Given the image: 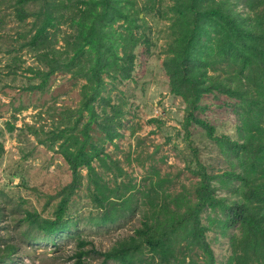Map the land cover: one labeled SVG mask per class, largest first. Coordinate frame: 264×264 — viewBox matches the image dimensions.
<instances>
[{
	"label": "trees",
	"instance_id": "obj_1",
	"mask_svg": "<svg viewBox=\"0 0 264 264\" xmlns=\"http://www.w3.org/2000/svg\"><path fill=\"white\" fill-rule=\"evenodd\" d=\"M162 1L144 0L139 9L133 8V2L124 4L122 0L14 1L13 15L19 24L33 18L31 35L26 38L24 34L23 46L37 51L39 61L48 69L37 89L56 71L66 72L72 67L77 68L75 75L84 71L89 80L88 95L83 97L78 110L81 114L85 111L88 118L79 130L82 139L74 133L68 134L73 149L59 148L71 173V181L63 188L64 193L51 218L25 211L23 221L30 230L48 237L55 234L71 236L69 232L75 228V222L66 221V209L78 187L81 170L85 169L88 177L95 178L98 170L114 168L111 179L117 182L122 178L124 172L117 163L110 167L106 163L109 154L101 142L107 139L114 144V140L123 137L119 129L123 126L126 103H113L104 88L103 75L112 80L113 86L129 79L134 51L139 45L143 47L142 54L154 56L155 45L142 31L144 18L138 16L153 11L155 18L168 22L163 30L161 67L168 78L170 93L185 102L184 129L190 124L199 126L223 153L244 151L242 173L229 170L219 177L223 185L239 179L240 197L227 201L216 196L212 181L218 177L206 174L205 166L199 161L195 162L199 178L192 196L181 206L176 201L180 199L179 194L173 198L166 194L167 180L164 178L155 181L143 178L144 187L138 190L139 194L124 197L114 216L111 213L109 217L101 204L104 193L101 190L90 192L92 201L104 207L100 219L91 221L93 225L113 222L116 216L124 217V212L117 209L129 207L131 210L139 208V204L141 220L132 235L117 240L104 252L82 250L85 241L77 236L78 250L72 257V264H86V255L90 252L101 257V264L109 261L118 264H185L186 258V264H198L200 257L201 264H216L217 259L205 240L208 228L200 222L203 213L209 220L221 217L219 224L223 228L236 230V234L229 237V255L222 262L264 264V139L257 137L251 146L249 142L237 143L226 135L215 136L212 126L198 115L204 111L202 102L207 95L216 97L219 94L221 102H229L227 107L240 118L241 126L249 123L247 112L255 108L262 97L258 91L251 94L241 80L248 79L250 71H257L260 75L258 83L264 84V0H170L165 10ZM30 2L41 6L29 9ZM119 20L124 33L114 27ZM61 23H68L71 32L64 36V49L59 51L49 45L53 37L49 29H57ZM92 123L103 135L98 145L89 136ZM76 125L75 120L70 129L75 131ZM2 152L0 144V157ZM130 189L137 188L128 185L123 192ZM50 241L54 242L53 239ZM4 250L9 256L15 248L6 245Z\"/></svg>",
	"mask_w": 264,
	"mask_h": 264
},
{
	"label": "rangeland",
	"instance_id": "obj_2",
	"mask_svg": "<svg viewBox=\"0 0 264 264\" xmlns=\"http://www.w3.org/2000/svg\"><path fill=\"white\" fill-rule=\"evenodd\" d=\"M14 1L0 0V144L3 149L0 157V264H72V257L78 250L77 236L85 241L84 251L109 250L117 240L133 234L139 226L142 207L139 204V208L131 210L119 208L117 211L124 212V217L116 216L113 222L93 225L91 221L100 219L104 207L92 201L90 192L101 190L104 193L101 204L109 217L111 213L114 216L124 197L139 194L138 190L144 187L143 178L153 181L164 178L167 180L166 194L170 198L179 194L180 199L176 201L181 206L191 198L199 178L196 161L205 166L206 174L218 177L212 181L216 196L227 201L240 197L239 179L223 185L219 177L229 170L242 173L244 151L223 153L199 126L190 124L184 129L185 102L170 93L168 78L161 67L163 30L168 22L155 18L152 11V14L140 13L138 16L144 18L142 31L155 45L154 56L142 54L143 47L139 45L134 51L129 79L113 86L112 80L103 75L104 88L113 103H126L123 126L119 129L123 137L114 140V144L107 139L101 142L109 154L106 163L109 167L117 163L124 172L122 178L117 182L111 179L114 168L98 170L95 178L88 177L85 169L81 170L78 187L66 209V221L75 222V228L69 232L71 236L55 234L48 237L27 228L23 221L25 211L51 218L64 193L63 188L71 181V173L59 148L73 149L68 134L74 133L82 139L79 130L88 118L85 111L81 114L78 110L83 97L88 95L89 80L84 71L75 75L77 68L72 67L66 72L56 71L37 89L48 69L39 61L37 51L23 46L24 40L31 35L33 18L19 24L13 15ZM129 2H133L134 9H139L144 0H122L124 4ZM170 3V0H163L162 9ZM40 6L30 2L27 8L38 9ZM121 24L119 20L114 25L118 32H123L119 27ZM57 27L49 29L53 33L49 45L62 51L64 36L71 29L68 23ZM250 72V77L242 79L241 83L251 94L258 91L262 100L247 112L249 123L241 126L240 118L227 107L228 101L221 102L219 94L216 97L207 95L202 102L204 111L198 115L212 126L215 136L226 135L237 143L249 142L252 146L257 137L264 139V134L260 135L264 132V84L258 83L260 75L257 71ZM75 120L76 130L72 131L70 128ZM89 136L97 143L103 135L92 123ZM128 185L137 189L123 192ZM220 220L221 217L209 220L204 213L200 216L201 224L208 228L205 240L217 259L216 264H225L222 260L229 255V237L236 234V230L223 228ZM6 245L15 248L9 256L4 250ZM101 261V257L92 252L85 258L86 264H101ZM105 264L118 263L109 261ZM198 264H201V257Z\"/></svg>",
	"mask_w": 264,
	"mask_h": 264
}]
</instances>
